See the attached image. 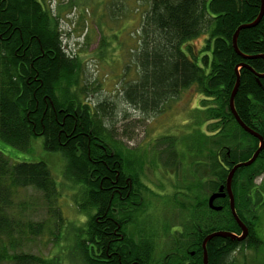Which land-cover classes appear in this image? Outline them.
<instances>
[{"label":"trees","instance_id":"1","mask_svg":"<svg viewBox=\"0 0 264 264\" xmlns=\"http://www.w3.org/2000/svg\"><path fill=\"white\" fill-rule=\"evenodd\" d=\"M112 6L109 16L116 19L122 10ZM261 7L262 0H146L133 54L137 76L127 81L126 66L120 96L149 117L163 114L165 105L185 90L194 88L200 96L188 156L178 151L181 140L174 136L162 137L146 150L174 176L166 192L163 185L151 189L138 174L137 151L115 141L105 122L113 106L87 101L96 89L83 81L79 58L65 51L59 18L48 1L0 0V140L30 152L41 139L46 151L61 154L65 178L78 187L73 202L85 216L81 226L65 218L61 185L45 162H13L0 151V264H61L59 256L48 259L25 249L46 232L58 236L64 229V240L71 232L75 238L73 257L79 264H185L190 250L196 252L190 261L203 264L197 256H203L208 235L226 231L240 236L230 199L214 202L220 211L209 207V199L226 188L230 171L260 147L231 113L238 74L235 111L264 138V79L241 68L247 65L264 74V59L246 60L233 47L237 30L253 23ZM100 18L98 26H103ZM200 37L201 48L190 44ZM100 43L104 57L109 44L104 37ZM237 46L247 57L264 55V16L256 27L240 31ZM129 156L135 157L131 163ZM263 174L264 150L251 166L237 170L232 181L235 210L249 235L242 242L210 240L208 264H233L235 253L262 247L257 227L264 193L255 183ZM28 190L40 195L46 220L36 222L30 215L33 205L16 201L19 191ZM159 205L165 216L160 223ZM111 208L117 213L112 219ZM121 225L125 241L111 245Z\"/></svg>","mask_w":264,"mask_h":264},{"label":"rangeland","instance_id":"2","mask_svg":"<svg viewBox=\"0 0 264 264\" xmlns=\"http://www.w3.org/2000/svg\"><path fill=\"white\" fill-rule=\"evenodd\" d=\"M47 1L59 18L65 51L79 58L83 64V81H87L91 89H96V92L89 94L87 101L95 104L105 102L108 107L113 106L112 116L105 118V122L114 131L115 141L123 145V148L137 151L136 157L140 158L141 164L138 174L148 186L157 188L156 186L163 185L166 192L171 191L174 178L158 166L153 157H148L146 150L156 140L174 136L181 140L178 151L187 157V146L190 145L189 141L195 130L193 114L200 96L194 88L185 90L178 98L170 100L164 107L165 112L157 117L144 116L133 110L120 96L126 83L123 81L126 66L129 69L125 77L127 81L135 80L137 76L133 54L139 41L142 13L147 9L146 0ZM114 3L122 10L116 19L109 16ZM98 17H101L99 22L103 26H98ZM103 37L109 44V52L104 53V57L100 54L103 51L100 47ZM203 39L204 37H200L190 44L201 48ZM162 148L159 150L163 152ZM0 151L13 162H45L61 185L60 207L65 218L68 222L82 225L80 222H84L85 216L79 214L73 202V194L78 187L65 178L66 161L61 154L46 151L41 139L32 143L30 152H22L0 140ZM134 158L129 156L127 162L131 163ZM255 184L264 193V174ZM16 201H26L31 208L33 205L30 215L36 222L46 220L47 215L42 210L43 201L33 190L19 191ZM157 210L156 218L160 223L161 217H165L162 214L163 205H159ZM68 227L70 228V223ZM64 230L58 236L46 232L30 243L25 251L48 259L59 256L61 264H79L73 257L75 238L71 232L64 240L67 235ZM257 234L263 242L262 247L257 251L244 249L235 253L231 258L233 264H264V212L258 222ZM54 237L57 238L56 241Z\"/></svg>","mask_w":264,"mask_h":264},{"label":"water","instance_id":"3","mask_svg":"<svg viewBox=\"0 0 264 264\" xmlns=\"http://www.w3.org/2000/svg\"><path fill=\"white\" fill-rule=\"evenodd\" d=\"M264 16V0H262V7H261V13L259 15V17L251 24H246V25H243L241 26L237 32L235 33V36L233 38V47L235 49V51L241 56L243 57L244 59L248 60V59H254V58H263L264 59V55H260L258 57H247L245 55H243L239 49H238V46H237V39H238V35L240 33L241 30L243 29H250V28H253V27H256L262 20ZM248 68L250 69L255 75L257 78L259 79H264V74H257L255 71H253L249 66L247 65H242L241 68ZM239 86H240V76L238 74V77H237V83H236V86L234 88V91L232 93V96H231V99H230V109H231V113L233 114V116L235 117L236 121L238 122V124L240 125V127L248 134H250L251 136L255 137L256 139L259 140L260 142V147L258 148V150L255 152V154L253 155V157L247 161V162H243V163H240V164H237L229 173L228 175V178H227V184H226V189H225V192H224V188H221L219 190V192L217 193H214L210 199H209V207L212 209V210H215V211H220L221 210V207H216L214 205V202L217 200V199H220V198H225L227 195L229 196L230 198V203H231V211H232V214H233V217L235 218V221L237 222L238 226L240 227L241 229V232L242 234L240 236L234 234V233H230V232H226V231H219V232H214L210 235H208L206 237V239L204 240L203 242V248H204V264H208V254H207V250H206V245L207 243L214 239V238H230L232 240H237L239 242H242L244 241L248 235H249V229L248 227L246 226L245 223H243L241 221V219L239 218V216L237 215L236 213V210H235V202H234V196H233V193H232V181H233V178L237 172L238 169L242 168V167H249L251 166L255 161L256 159L258 158V156L261 154V152L264 150V138L259 135L257 132L253 131L252 129H250L249 127H247L243 122L242 120L239 118L238 114L236 113L235 111V107H234V99H235V96L238 92V89H239Z\"/></svg>","mask_w":264,"mask_h":264},{"label":"flooded vegetation","instance_id":"4","mask_svg":"<svg viewBox=\"0 0 264 264\" xmlns=\"http://www.w3.org/2000/svg\"><path fill=\"white\" fill-rule=\"evenodd\" d=\"M173 178H174V176H172ZM149 187H150V185H149ZM151 189H153V190H155V188H153V187H150ZM222 188H224V187H222ZM225 189L226 188H224V192H225ZM122 191H123V188H119V190H117V192L119 193V194H117V195H119L120 196V198L122 199ZM233 193V192H232ZM135 194V193H134ZM234 196V195H233ZM226 198H229V196L227 195L225 198H220V199H226ZM230 199V198H229ZM140 200H141V202L140 203H143L144 202V198L142 197V196H140ZM218 200V199H217ZM235 200V199H234ZM112 210L110 211L111 212V217H110V219H112V216L114 215H117V213L114 211V209L113 208H111ZM122 226V225H121ZM121 230L119 231V232H115V233H113L112 234V238H111V241H110V244L111 245H119V244H123L124 243V241H125V234H124V232L122 231V228H123V226L122 227H119ZM172 235H174V234H172ZM117 243V244H116ZM203 247V246H202ZM195 256H196V252L195 251H189V258H188V261L187 262H185V264H193L192 263V261H190L191 259H193V258H195ZM200 256H201V258L203 257V264H204V248H203V256H202V253H201V255L199 254V256H197V258L198 259H200Z\"/></svg>","mask_w":264,"mask_h":264}]
</instances>
